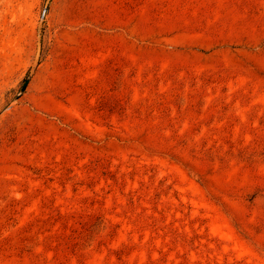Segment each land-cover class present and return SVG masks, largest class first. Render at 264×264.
Segmentation results:
<instances>
[{
    "label": "rangeland",
    "instance_id": "1",
    "mask_svg": "<svg viewBox=\"0 0 264 264\" xmlns=\"http://www.w3.org/2000/svg\"><path fill=\"white\" fill-rule=\"evenodd\" d=\"M0 264H264V0H0Z\"/></svg>",
    "mask_w": 264,
    "mask_h": 264
},
{
    "label": "water",
    "instance_id": "2",
    "mask_svg": "<svg viewBox=\"0 0 264 264\" xmlns=\"http://www.w3.org/2000/svg\"><path fill=\"white\" fill-rule=\"evenodd\" d=\"M45 16V13L43 14V17ZM29 81H30V78H28L27 79V81L25 82V84H24V86H23V88H22V90H21V94H23L24 93V91H25V89H26V87L28 86V84H29Z\"/></svg>",
    "mask_w": 264,
    "mask_h": 264
}]
</instances>
